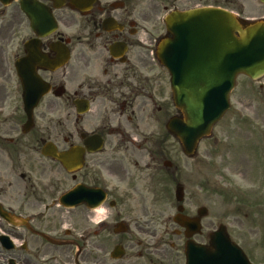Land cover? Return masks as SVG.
I'll use <instances>...</instances> for the list:
<instances>
[{"label":"flooded vegetation","instance_id":"flooded-vegetation-1","mask_svg":"<svg viewBox=\"0 0 264 264\" xmlns=\"http://www.w3.org/2000/svg\"><path fill=\"white\" fill-rule=\"evenodd\" d=\"M207 2L0 1V212L20 224L0 218V264H188V243L207 244L202 231L191 236L179 227L203 226L204 219L190 222L197 210L184 208L182 224H173L174 241L168 227L159 235L151 220L119 235L113 234L118 222H107L123 186L139 195V175L149 167L161 163L175 186L186 175L185 164L164 160L172 140L166 124L180 113L157 47L162 39L172 42L168 14L219 3ZM248 107H231L199 143L204 184L210 175L224 184L246 172L251 187L264 193V112ZM45 147L80 149L78 167L66 172L43 155ZM76 190L103 197L98 226L76 222V212L91 221L95 212L86 206L60 205L63 194ZM248 240L238 245L247 257Z\"/></svg>","mask_w":264,"mask_h":264},{"label":"water","instance_id":"water-1","mask_svg":"<svg viewBox=\"0 0 264 264\" xmlns=\"http://www.w3.org/2000/svg\"><path fill=\"white\" fill-rule=\"evenodd\" d=\"M260 2L264 5V0ZM165 23L173 41L171 47L162 42L158 56L171 73L173 102L182 113L181 118L168 122L167 130L179 141L183 153L191 157L198 141L209 135L227 110L236 76L251 80L264 76V20L246 22L221 9L199 8L170 14ZM56 158L68 171L71 161L79 160L81 154L75 149ZM94 194H66L61 203L65 207L85 204L94 209L101 203ZM175 197L178 202L182 200L181 189L176 190ZM204 213L202 209L199 215ZM191 229L198 230L199 226ZM210 239L211 249L203 248V253L202 248L199 250L203 264H249L230 243L223 227Z\"/></svg>","mask_w":264,"mask_h":264},{"label":"rangeland","instance_id":"rangeland-1","mask_svg":"<svg viewBox=\"0 0 264 264\" xmlns=\"http://www.w3.org/2000/svg\"><path fill=\"white\" fill-rule=\"evenodd\" d=\"M210 2L211 0L207 3ZM218 2L219 6L239 14L240 17L264 18V7L258 0H218ZM244 96H251L252 103H249V99ZM232 102L235 110L250 111L248 106L252 104L253 110L264 112V77L257 82L243 77L238 78L232 94ZM60 129L61 136H67L68 126L65 129L61 125ZM170 143V147L165 151L164 160L170 161L177 168L186 165V175H182L181 178L177 177V181L184 187L183 207L188 211L200 207L207 209L208 214L202 226L203 239L207 240V234L215 230L218 224L225 225L232 240L238 243L250 240V243L248 240V244L245 245V251L252 263L264 264V193L251 187L249 181L254 180L251 173L245 172L246 176L242 172L240 176L227 177L224 184L210 175L208 183L205 181L204 184L198 176L196 166L197 159L201 158V149L198 150L193 160H186L175 140L172 139ZM147 162V156H145L141 164L144 165ZM251 169L254 175L261 173L260 167ZM67 184V179H63L62 185ZM138 189L139 195L136 193L132 197L126 191V186H123L118 198L120 204L108 214V223L123 221L129 226L130 231H134L137 227L134 224L142 225L145 221L151 220L159 235L168 227V241H174L172 230L176 227L172 223V218L176 214L175 185L174 182L169 181L161 163L156 167H149L147 171L139 175ZM104 216V213L90 215L91 221L87 222L83 220L84 215L81 216V212L75 213L76 222L88 224L91 227L97 226L95 224ZM108 233V238H112L110 230Z\"/></svg>","mask_w":264,"mask_h":264},{"label":"bare ground","instance_id":"bare-ground-1","mask_svg":"<svg viewBox=\"0 0 264 264\" xmlns=\"http://www.w3.org/2000/svg\"><path fill=\"white\" fill-rule=\"evenodd\" d=\"M94 212H95L96 214L103 213V211H102V209H101V208H99V209L95 210Z\"/></svg>","mask_w":264,"mask_h":264}]
</instances>
